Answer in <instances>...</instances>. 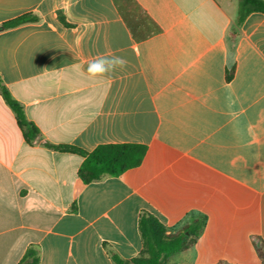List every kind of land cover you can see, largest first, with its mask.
<instances>
[{
	"label": "crops",
	"instance_id": "crops-1",
	"mask_svg": "<svg viewBox=\"0 0 264 264\" xmlns=\"http://www.w3.org/2000/svg\"><path fill=\"white\" fill-rule=\"evenodd\" d=\"M0 79L40 135L28 144L0 93V264H113L143 251L139 220L206 225L166 264H264V14L239 0H0ZM123 70L87 72L99 56ZM231 78L228 76L231 74ZM69 145L147 147L84 184Z\"/></svg>",
	"mask_w": 264,
	"mask_h": 264
},
{
	"label": "trees",
	"instance_id": "trees-1",
	"mask_svg": "<svg viewBox=\"0 0 264 264\" xmlns=\"http://www.w3.org/2000/svg\"><path fill=\"white\" fill-rule=\"evenodd\" d=\"M264 14V0H239L237 25L240 26L251 13ZM35 14H26L0 25V29L9 30L18 26L39 22ZM233 72L228 76L231 78ZM0 93L6 104L14 112L17 124L28 144H33L40 135L39 129L30 122L23 107L10 94L0 79ZM49 149L81 156L84 161L79 170V178L84 184L99 181L106 176L117 177L138 168L143 163L147 147L135 144L102 145L93 152H85L69 145L46 144ZM206 225L204 219H196L175 234H167L166 227L156 217L143 213L139 220V230L143 241L141 255L131 261L121 259L112 253L113 264H166L168 258L180 251L188 249L200 237ZM259 256L264 257V241L260 237L252 238ZM19 264H40L38 249L30 247ZM218 264H228L219 262Z\"/></svg>",
	"mask_w": 264,
	"mask_h": 264
},
{
	"label": "clouds",
	"instance_id": "clouds-1",
	"mask_svg": "<svg viewBox=\"0 0 264 264\" xmlns=\"http://www.w3.org/2000/svg\"><path fill=\"white\" fill-rule=\"evenodd\" d=\"M127 65V61L121 56H99L93 58L87 67L88 74L95 78L123 70Z\"/></svg>",
	"mask_w": 264,
	"mask_h": 264
},
{
	"label": "water",
	"instance_id": "water-1",
	"mask_svg": "<svg viewBox=\"0 0 264 264\" xmlns=\"http://www.w3.org/2000/svg\"><path fill=\"white\" fill-rule=\"evenodd\" d=\"M0 31H1V29H0Z\"/></svg>",
	"mask_w": 264,
	"mask_h": 264
}]
</instances>
